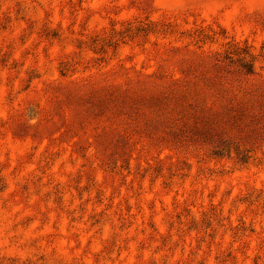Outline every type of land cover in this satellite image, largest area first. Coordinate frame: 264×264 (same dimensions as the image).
<instances>
[{
    "label": "rangeland",
    "instance_id": "rangeland-1",
    "mask_svg": "<svg viewBox=\"0 0 264 264\" xmlns=\"http://www.w3.org/2000/svg\"><path fill=\"white\" fill-rule=\"evenodd\" d=\"M0 264H264V0H0Z\"/></svg>",
    "mask_w": 264,
    "mask_h": 264
}]
</instances>
